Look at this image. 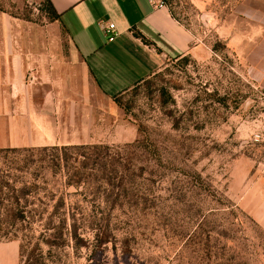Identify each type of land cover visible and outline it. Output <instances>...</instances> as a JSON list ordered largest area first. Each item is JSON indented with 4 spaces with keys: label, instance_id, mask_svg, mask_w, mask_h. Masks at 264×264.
Returning <instances> with one entry per match:
<instances>
[{
    "label": "rangeland",
    "instance_id": "374dc122",
    "mask_svg": "<svg viewBox=\"0 0 264 264\" xmlns=\"http://www.w3.org/2000/svg\"><path fill=\"white\" fill-rule=\"evenodd\" d=\"M242 1L164 0L202 59L167 58L111 97L79 70L56 144L89 147L69 151L88 156L70 171L83 182L22 151L42 146L0 151V243L18 242L19 264H264V59L249 60L264 44ZM53 21L46 0H0V53L23 38L63 53Z\"/></svg>",
    "mask_w": 264,
    "mask_h": 264
},
{
    "label": "crops",
    "instance_id": "0c3cea01",
    "mask_svg": "<svg viewBox=\"0 0 264 264\" xmlns=\"http://www.w3.org/2000/svg\"><path fill=\"white\" fill-rule=\"evenodd\" d=\"M49 2L58 14L52 25L65 34V50L26 52L35 43L57 40L23 38L17 53H0V148L57 145L63 123L55 111L59 103L72 99L74 78L81 86L79 70L111 97L151 75L167 58L208 55V48L166 6L156 7L148 0ZM194 2L204 7L211 0ZM240 8L243 24L260 30L253 43L260 35L264 44V0H243ZM110 23L114 24L112 41L104 34ZM244 37L229 38L237 43ZM259 56L264 59L252 53L250 62L254 65ZM260 80L264 82V76ZM0 264H19L18 242L0 243Z\"/></svg>",
    "mask_w": 264,
    "mask_h": 264
},
{
    "label": "trees",
    "instance_id": "16d2710c",
    "mask_svg": "<svg viewBox=\"0 0 264 264\" xmlns=\"http://www.w3.org/2000/svg\"><path fill=\"white\" fill-rule=\"evenodd\" d=\"M47 1V4L49 6V8L51 9V13H52V17L54 19H57L58 18V14H56L55 10L53 9L51 3L49 2V0H46ZM212 50H215L214 47H212ZM86 148H89L87 147L86 145H72V146H67V145H61V146H58V145H51V146H42V147H37V148H25V149H22V151H26V152H38L40 154V159L38 161L39 163V167L40 168H48L50 170H54L56 168H59V169H63L65 172H66V181H65V184L67 185H70V184H79L81 182H83V178H80L81 176L78 175L76 177H78L77 179L74 178L75 177V173L72 174L70 171L74 168V163H77L79 159V157H82L83 160L85 159H88V156L83 154L82 152H76L75 154V157L73 158V161L74 162H70L71 159H72V152H69L70 150H76V151H80V150H84ZM91 148H95V146L91 147ZM2 150H7V148H0V151ZM10 150H13V151H17L18 149H15V148H10ZM48 152H50L48 154ZM71 154V155H70ZM33 156V154H32ZM47 159V160H45ZM32 160V159H31ZM34 161V159H33ZM80 164H82V161H80ZM15 204L17 205V208L19 206V203H18V200H14ZM21 212V211H20ZM20 218L23 217L22 214H19ZM16 216V215H15ZM12 223H15L14 220L12 221Z\"/></svg>",
    "mask_w": 264,
    "mask_h": 264
},
{
    "label": "built area",
    "instance_id": "2783aa9c",
    "mask_svg": "<svg viewBox=\"0 0 264 264\" xmlns=\"http://www.w3.org/2000/svg\"><path fill=\"white\" fill-rule=\"evenodd\" d=\"M148 1L156 7L166 6L164 0H148ZM104 34L106 35L108 41H112L114 39V24L113 23L108 24V26L104 28Z\"/></svg>",
    "mask_w": 264,
    "mask_h": 264
}]
</instances>
